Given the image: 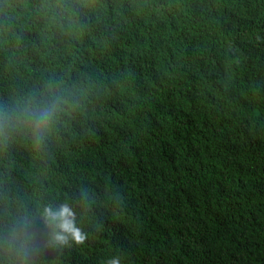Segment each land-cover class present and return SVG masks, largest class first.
I'll return each instance as SVG.
<instances>
[{
    "label": "trees",
    "instance_id": "16d2710c",
    "mask_svg": "<svg viewBox=\"0 0 264 264\" xmlns=\"http://www.w3.org/2000/svg\"><path fill=\"white\" fill-rule=\"evenodd\" d=\"M72 85L0 146V222L67 200L87 234L42 264H264V0H0V100Z\"/></svg>",
    "mask_w": 264,
    "mask_h": 264
},
{
    "label": "clouds",
    "instance_id": "9594fccd",
    "mask_svg": "<svg viewBox=\"0 0 264 264\" xmlns=\"http://www.w3.org/2000/svg\"><path fill=\"white\" fill-rule=\"evenodd\" d=\"M57 9L68 10L59 2ZM69 21L71 16H68ZM75 86L56 88L43 94L0 100V146L18 136H27L37 148L45 145L66 112L82 101ZM39 222L43 232L36 231ZM87 234L78 226L76 211L67 200L46 204L35 213L26 212L0 222V264H42L50 250L83 244ZM105 264H121L119 256Z\"/></svg>",
    "mask_w": 264,
    "mask_h": 264
}]
</instances>
